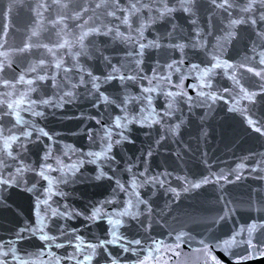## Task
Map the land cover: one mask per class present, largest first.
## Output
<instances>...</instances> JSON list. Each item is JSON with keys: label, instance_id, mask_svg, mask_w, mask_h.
<instances>
[{"label": "snow or ice", "instance_id": "1", "mask_svg": "<svg viewBox=\"0 0 264 264\" xmlns=\"http://www.w3.org/2000/svg\"><path fill=\"white\" fill-rule=\"evenodd\" d=\"M179 3L180 10L196 24L197 0H179ZM53 6L58 11L49 18L47 12ZM100 6L96 4L97 8ZM213 6L221 9L230 7L228 0H220L218 5ZM257 6L264 8V0H249L248 10ZM11 7L8 6L9 13ZM176 11L172 5L166 8L172 16ZM69 19L74 22L82 19L80 9L73 7V0H39L35 24L21 30L19 41L13 29L0 30V154L24 163V169L18 167L16 172L25 177V194L30 202L29 210L25 212L11 201L19 181L15 176L5 179L0 175V212L12 209L19 221L13 231L0 241V264H219L217 252L230 256L241 248L253 254L260 253L264 258V186L255 188L254 195L247 200H233L227 196V188L241 180L251 177L264 181V156L254 164H249L246 156L230 168H216L211 172L212 180L209 173L191 180L180 176L182 187L171 186L170 182L166 185L163 176L169 175L168 171L149 175L148 169L143 168L140 172L147 180L137 183L136 178H129L127 187L135 190V199L126 195V185L113 179L114 187L118 188L116 194H110L86 209L72 203L67 186L86 168L96 169L97 165L95 160H70L68 153L86 151L89 157L107 153L62 144L63 133L50 127L49 121L53 117L59 121L66 116L69 120L87 119L99 127L102 121L94 119L92 113L87 117L76 113L73 117L67 110L80 103L79 93L86 86L97 89L90 107L102 109L109 102L107 89L115 81L105 73L109 83L100 84L101 74L85 67L84 56L70 42L71 38L78 39L80 48L84 49L86 40L92 35H99V29L88 27L83 30L84 26L80 25L81 33L71 34L70 37ZM261 22H264V14L261 15ZM239 23L238 19L231 21L233 25ZM58 27L62 29L61 39L53 45L45 39V34ZM260 35L264 37V32ZM239 38L238 31H225L223 34L224 43L231 40L234 45ZM200 39L203 40V37ZM218 46L223 48V44ZM177 47L181 52L188 51L183 44ZM69 48H72L75 68L60 55V50L67 52ZM260 48L262 50H257L253 45L251 56L254 63L248 64L246 56L243 66L251 76L264 82V44ZM201 49L205 53L204 59L184 63L196 69L199 84L212 90L208 93L200 91L199 96L215 102L219 87L223 90L219 102L225 103L229 99V89L238 79L235 69L239 56H233L230 50L222 54L215 51L207 54L208 44L204 42L200 44V49L194 48L193 51ZM179 60L180 53L177 52L172 62ZM77 69L86 75L69 82L68 74ZM89 77L97 82L87 85ZM196 79V76H188L187 81L191 82L180 84V87H188L186 95L189 101L196 95ZM241 91L242 111L246 113L242 118L246 126L264 135V123L249 110L264 97V83L256 88L244 87ZM176 94L171 93L173 96ZM112 106L115 108L114 104ZM168 106L173 107L171 103ZM208 106L211 107V104ZM236 107L233 105L229 110ZM113 119L117 125L120 124L118 108ZM81 127L86 128V125ZM180 127L177 124L173 131L179 133ZM85 134L79 128L73 130L75 136ZM130 142L133 141L124 140V143ZM34 147L39 149L35 154L32 153ZM107 147L114 156L116 146L108 144ZM26 155L32 159H25ZM146 156L150 167L152 151L149 150ZM201 163L206 168L214 167L207 160ZM252 173L259 175L253 176ZM27 177L33 179L28 180ZM110 178V174L102 169L94 173L97 183ZM210 183L218 186V198L223 200L219 211L208 214L174 211L172 201L178 203L185 195L200 191ZM154 186L157 190L149 191ZM160 190H166L172 201L156 204ZM242 216L246 218L242 219ZM225 224L230 230L216 237L214 233Z\"/></svg>", "mask_w": 264, "mask_h": 264}, {"label": "water", "instance_id": "2", "mask_svg": "<svg viewBox=\"0 0 264 264\" xmlns=\"http://www.w3.org/2000/svg\"><path fill=\"white\" fill-rule=\"evenodd\" d=\"M219 2L220 0H197V23L193 24L191 18L180 10L179 0H73V7L80 9L82 19L76 22L68 20L70 37L71 34L81 33L80 25L84 26L83 30L88 27L99 29V35H92L91 39L86 40L84 49L80 48L78 39L71 38V44L77 51H81L85 67L101 74L98 81L100 84L109 83L104 77L105 73L115 81L107 89L109 102L102 109L90 107L92 100L96 98L97 89L86 86L79 93L80 103L67 110L73 117L76 113H82L86 117L92 113L94 119L102 121L99 127L87 119L69 120L66 116L59 121L55 117L49 121L50 127L63 133L62 144L107 153L92 157L86 151L68 153L70 160H95L97 165L96 169L86 168L67 186L66 190L71 193L73 204L86 209L102 198L116 194L118 188L114 187L113 179L126 185V195L135 199V190L127 187L129 178H136L137 183L147 180L140 172L143 168L148 169L149 175H160L161 170L168 171L170 174L163 176L166 185L170 182L171 186L182 187L180 176L191 180L209 173V179L212 180L214 177L211 172L216 171V168H230L246 156L249 164H254L264 156V135L246 126L245 119L242 118L246 113L242 111L244 105L241 91L244 87L256 88L264 83L246 72L243 66L246 56L248 64L254 63L251 56L253 45L257 50H262L260 45L264 44V37L260 34L264 32V22H261L264 8L257 6L248 10L249 0H228L230 7L224 9L213 6ZM98 3L101 4L99 8L96 7ZM9 5L12 6L10 13ZM38 5L39 0H0V30L13 29L19 41L22 38L21 30L34 26ZM168 5L177 9L174 16L166 12ZM57 11L53 6L47 15L51 18ZM234 19L240 20V23L231 24ZM253 20L256 21L255 24L252 23ZM225 31H238L240 38L234 45L231 40L224 43ZM61 32L59 27L46 31L45 39L55 45L61 39ZM202 42L208 44L207 54L213 51L222 54L230 50L233 56H239L235 69L238 79L229 89V99L225 103L219 102L220 97H223V90L219 87L215 102L199 96L200 91L208 93L212 90L199 84L196 69L184 63L204 59L202 49L193 51L194 48L200 49ZM178 44H183L188 51L181 52ZM220 44H223V48L218 46ZM177 52L180 53V60L173 63L172 57ZM60 55L75 68L72 48L67 52L60 50ZM85 75L86 73L77 69L68 74V79L71 82ZM188 76L197 77L196 95L191 101L187 100L188 87H180V84L191 82L187 81ZM96 82L89 77L86 84ZM173 92L177 94L171 95ZM170 103L173 105L171 108L168 106ZM233 105L237 107L230 111ZM117 108L120 110L119 125L113 119ZM249 110L264 123V97ZM82 124L86 128L81 127ZM177 124L181 126L179 133L173 131ZM77 128L86 134L73 135V130ZM125 139L133 142L124 143ZM108 144L116 146L114 156L108 151ZM38 150L34 147L32 153L35 154ZM149 150L153 153L150 167L146 156ZM25 159L30 160L32 157L26 155ZM205 160L214 165L213 169L203 166L201 161ZM18 167L24 169L21 160L0 154V175L5 179L15 176L19 181L10 200L28 212L30 202L25 194L27 185L24 183L25 177L16 172ZM97 169L106 171L111 178L95 182L94 173ZM27 179L31 180L33 177ZM260 186H264V181L250 177L229 186L227 196L233 200H247L254 195L253 190ZM156 190L155 186L149 189ZM218 196V186L210 183L200 191L185 195L178 203L172 201L166 190H160L155 203L159 205L164 201H172L174 211L208 214L219 211L223 200ZM18 222L12 209L0 212V241L13 231ZM229 230V225L225 224L214 235L220 237ZM216 254L219 264H264L260 253L253 254L244 248L230 256L220 252Z\"/></svg>", "mask_w": 264, "mask_h": 264}]
</instances>
